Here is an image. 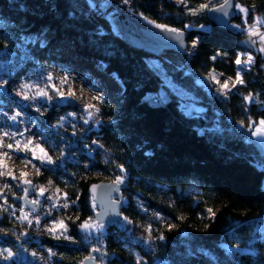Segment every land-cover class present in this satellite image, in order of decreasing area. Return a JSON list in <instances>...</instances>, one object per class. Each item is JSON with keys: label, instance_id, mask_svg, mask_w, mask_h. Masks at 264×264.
Wrapping results in <instances>:
<instances>
[{"label": "trees", "instance_id": "16d2710c", "mask_svg": "<svg viewBox=\"0 0 264 264\" xmlns=\"http://www.w3.org/2000/svg\"><path fill=\"white\" fill-rule=\"evenodd\" d=\"M166 1L129 0L127 8L119 5L138 20L146 18L183 32L190 19L195 28L210 26L207 32H190L188 41L198 38V51L190 54V59L186 56L187 72L171 75L176 88L202 105L203 119L187 117L176 100L161 106L145 101L147 95L160 90L161 81L120 34L118 39L100 31L90 18L86 0H0V55L13 67L11 83L34 76L35 62L74 64L84 60L101 64V71L116 76L122 86L118 102L110 101L103 110L99 130H89L78 122L76 135L70 123L52 127L68 112L81 113L73 106L54 103L44 115L28 111L36 119L33 136L42 140L56 161L41 169L36 183L59 189L70 204L75 201L62 218L74 242L48 240L59 264L80 263L92 249L110 257L103 259L106 264H264V233L258 231L259 227L264 230V158L228 123V118L233 124L243 121L251 133L247 123L264 118L263 61L259 57L255 72L254 67L242 72L245 83L225 99L217 91L208 96L196 84L211 73L236 77V56L248 52L233 41L246 37L244 30L255 17H264V0H235L250 9L255 6L245 14V20L234 16L232 25H240L235 32L211 25L208 11L189 14V8L198 9L209 0H186L187 7L183 3L181 10ZM216 2L224 0H213V6ZM42 30L51 35L44 47L26 43ZM60 43L71 48L69 58H53L52 52ZM218 52L221 55L213 60ZM249 94L254 103L244 100ZM9 105L0 92V109L9 111ZM205 118L217 119L219 128H207ZM85 145L94 149L92 156L85 154ZM60 149H64L63 156ZM118 165L127 169L123 198L128 203L121 211V220L127 217L144 229L151 225L152 242L148 245L132 241L117 223L107 225L98 236H88L79 228L89 218L95 220L89 186L112 182L121 175ZM141 203L146 211L138 206ZM208 208L215 218H209ZM155 213L162 220L155 219ZM169 224L174 225L171 230ZM0 227L9 235L17 232L7 217L0 221ZM161 235L164 239L158 238ZM237 246L238 252L231 251Z\"/></svg>", "mask_w": 264, "mask_h": 264}, {"label": "rangeland", "instance_id": "374dc122", "mask_svg": "<svg viewBox=\"0 0 264 264\" xmlns=\"http://www.w3.org/2000/svg\"><path fill=\"white\" fill-rule=\"evenodd\" d=\"M89 8H90V18L91 20L98 26L102 33H110L116 38L120 39L119 32L117 30V26L113 23L115 14L111 10L109 4L106 0H86ZM235 1V0H234ZM119 4L125 8H127V4L123 3V0H118ZM236 3V1H235ZM236 13H238L243 20H245L246 15L245 13L240 12L238 9L235 8ZM243 15V16H242ZM259 19L264 21L263 16L255 17V20ZM141 23H143L146 27H153L154 23H149V21L139 17ZM188 25L190 27L185 28L186 32H207L210 29V26H205L203 29L200 27L195 28L191 22V19L188 21ZM250 25L246 26L247 29ZM258 31L260 33H264V24H258ZM159 29V28H156ZM246 37L248 36L247 32L244 30ZM51 39V35L42 30L38 34L30 36L26 43H30L32 45L38 44L40 47H44L48 41ZM253 41H255V45L257 46L258 50L261 47H264V44H261L259 41L258 36L252 37ZM197 40V45L193 49L192 48V41ZM191 42L188 41L187 50L193 56L198 51L199 41L198 38L193 39ZM189 49L191 51H189ZM52 52V51H51ZM139 56L143 59L146 66L149 70H151L161 81V88L156 94L147 95L145 97V101H147L151 105H165L171 100H176L179 103V109L185 115V108L190 106L192 109V116L196 119H203L205 110L202 105L196 101L192 96L189 94L181 91L180 89L176 88L171 80V75L177 73L179 71L187 72L186 68V61L187 57L181 54H177L174 52H164L158 56L145 54L142 52L137 51ZM246 53V52H243ZM260 59L263 61L264 65V53L260 52ZM249 54V53H247ZM20 55V54H19ZM72 55V50L68 45L65 43H60L57 45L56 49L52 52L53 58L59 59L64 57H70ZM252 55V54H251ZM253 56V55H252ZM254 57V56H253ZM243 59H247V56H243ZM255 60V58H254ZM5 60V57L0 55V82L7 81L3 89H0V92L5 95V97L9 100V111L8 110H1L0 109V130L8 131V132H16L17 129L23 131L25 127H27L30 131L25 132V137L31 138L34 142H39L42 144V140L37 139L33 136L32 130L33 126L36 124V119L31 115L30 112H37L35 108L39 105L32 102V101H25L21 99L20 96L16 94L17 89L20 87L22 83H32V84H39L41 87L47 84L46 77L48 74H51L53 77L52 83L56 84L57 87H61L60 81L65 77L68 76V82L64 84L62 87L67 91L70 87L76 93V96L80 99L74 100L70 104H62V105H69L76 107L80 110V114L83 113V106L84 104H95L97 108H99V112L97 113L96 119L101 120L103 115V110L108 105L110 101L118 102L119 97L122 94V86L116 76L112 74H105L101 71L103 66L101 64H92L86 63L84 60H76L74 64H65L64 62H55L49 61L47 63L41 64L35 62L36 66V74L34 76L26 77L19 80L17 83H11L10 78L13 75V67L11 64ZM254 65V64H253ZM253 65L250 68L244 69L243 72L252 71ZM263 74H264V67ZM215 75L221 83L228 78L221 77L216 73H211L208 78H199L196 82L198 86H200L205 92H207L208 96L213 97L219 85H217L214 81H212L211 76ZM232 79V81H234ZM231 86V81H230ZM241 85H238V87ZM237 87V88H238ZM236 88V89H237ZM236 89H233L232 92L228 95H232L236 92ZM35 89H31L29 94H34ZM100 95L103 97V100L97 101L94 100V97ZM228 96H220L221 99H225ZM255 99L253 98L252 101L248 104L254 103ZM31 105V106H29ZM17 111L23 113L20 120L23 122H13L9 119L10 116L14 115ZM206 119V118H205ZM83 123L82 120L77 119L75 123ZM207 128L217 129L219 128L217 119L207 120ZM71 124V123H70ZM84 127H89L88 125H83ZM101 126V122L91 128L94 130H99ZM25 137H15L14 139H19L23 143ZM255 142H257L262 149L264 150V143H261L257 138L252 137ZM14 139L12 137H2L0 142L4 145L9 143H13V149H8L6 146L4 148H0V160L3 161L6 167H0V171H11L12 175L15 179H12L9 176L0 177V221H2L5 217L11 221L12 226L19 231L14 229L13 231L16 234L9 235L6 233L3 228L0 227V250L3 249H10L13 253H15V257L12 260L5 261L0 259V264H59L56 255L50 256L49 250L55 253L54 250L49 246L48 240L53 241V243H58L62 241H66L64 239H55L52 234H49L45 229L48 227L53 226V221L62 220L64 214L70 212L72 208V204L69 203L68 208H57L52 209L51 215H46L49 211L50 204L53 202H57L59 204H63L64 194L58 192L54 188L46 187L42 184L36 183V178L40 174L37 173V167L40 168H48L52 165L41 166L39 160L33 161V164L36 167H33V164L25 165L24 159L27 155L28 159H31V153L25 152H16ZM32 147V146H30ZM4 152H8L12 158L9 159L3 156ZM84 152L88 156H92L94 153V149H91L90 146L84 147ZM37 154L39 155V150L37 149ZM264 170V165L261 167ZM21 172H25L27 175L24 179H28L32 181L33 190L39 194V189L44 188L46 189L45 194L43 197H40L41 203L38 205L39 213L41 217V226L35 225V214L32 211L25 210V212L29 213V219L33 221L31 225L28 224L27 221L20 219L23 215L20 211L22 208L21 204H19L18 200L22 195V192L25 188V185L22 184V178L20 176ZM9 185V187H5V185ZM264 188V182H263ZM19 195V196H18ZM48 196H53V201H49L47 199ZM59 196L60 200L55 201V197ZM37 197L32 196L31 201L36 199ZM5 200L7 204H5ZM18 202V205L16 203ZM123 204L127 206L128 200H122ZM140 207V205L138 204ZM141 208V207H140ZM95 221V220H94ZM124 230L126 231L127 236L133 241L138 243H144L148 245L152 242V238L148 231H146L143 227H139L128 223L125 220H121L117 222ZM106 224H103L102 232H85L88 236H98L99 234L104 233L106 230ZM258 231L260 233H264L263 227H259ZM32 253H36L35 256ZM100 263L106 264L105 260H99Z\"/></svg>", "mask_w": 264, "mask_h": 264}, {"label": "snow or ice", "instance_id": "6c2138e0", "mask_svg": "<svg viewBox=\"0 0 264 264\" xmlns=\"http://www.w3.org/2000/svg\"><path fill=\"white\" fill-rule=\"evenodd\" d=\"M129 2V0H123V3L127 4ZM181 3H184L185 6L187 7L186 4V0H180ZM229 7H235L236 9H238L240 12L245 13L246 15L248 13H250V11H252L254 9L255 6H253V9H250L248 7H245L239 3H235L234 0H224L223 3H215V6H213V0H209L208 3H203L200 4L198 9H191L189 8V14L191 15H198L202 12L208 11V12H219L221 13L223 16H229L230 13L227 11V9ZM146 19V18H145ZM149 23H154V26L156 28H159L162 32H166L171 34L170 38L174 41L179 42V45L183 48L184 46V40L182 39L184 33L182 29H176V28H171L168 27L166 25H162V24H155V22L149 21ZM258 24H264V21H261L259 19L254 20L253 24L250 25L247 29H245V31L247 32L249 37H253V36H258L259 37V41L261 44H264V33H260L258 31ZM190 27V25H184V28H188ZM205 26L204 25H200V28L203 29ZM233 27L236 28H240V25H233ZM252 43H255V41H252ZM197 45V40H193L192 41V48L194 49ZM189 51H191L189 49ZM260 52L264 53V47H261L259 49ZM221 53H217L216 56L212 57L213 60H215L218 56H220ZM226 55V54H225ZM247 56V59H243V56ZM234 63L237 65V72H236V77L235 80L232 81L231 78H229L228 80H225L223 83L220 82V80L215 76L212 75L211 79L212 81H214L217 85H219V87L217 88V92L221 95V96H228L233 89H236L238 87V85H243L245 83V81L243 80L242 77V72L244 69L250 68L254 63V57L251 54H247V53H240L237 54L236 59L234 61ZM261 67H264V65H261ZM69 77L65 76L61 81V87H57L56 84L52 83L53 77L51 74H48V76L46 77L47 80V84L43 87H41L39 84H32V83H22L20 85V87L17 89L16 94L18 96L21 97V99L25 100V101H32L36 104H38L39 106L35 108V111L39 112L40 115H44L46 111H48V109L54 104V103H59V104H70L71 102H73L74 100L80 99L79 97L76 96V93L74 92V90L72 88H68L67 91L65 92V90L63 89V85L66 84L68 82ZM230 81H231V86H230ZM7 83V81H2L0 82V89H3L5 84ZM31 89H35L34 94H29ZM253 99L252 94H249L248 96L244 97V100L246 102H251ZM94 100L100 101L103 100V97L100 95H97L94 97ZM31 106V105H29ZM99 112V108L96 107L95 104H84L83 106V113L82 114H77L76 112H68L63 116H60L57 123L52 125V127H62L65 124L71 123L72 128H73V135H76V129H77V125L75 123V121L77 119L82 120L84 125H88L89 126V130L91 127L97 125L100 123L99 120L96 119L97 113ZM23 113L20 111H17L14 115L10 116L9 119H11L13 122H23L22 120H20V118L22 117ZM241 127H244V122L241 121L240 122ZM247 127L249 129H252L251 131V136L254 138H257V140H259L261 143H264V118L260 119L258 122L253 123L252 121H249L247 123ZM30 131L27 127H25V129L23 131L17 129L16 132H8V131H2L0 130V139H2V137H12L13 139L17 136L19 137H25V132ZM93 144H98L97 140H93L92 141ZM14 144H15V149L14 151L16 152H25V153H31V159L27 158V155H25V157H22V159H24L25 165L27 166V164H33V161L35 160H39L41 166H47V165H54L56 164V161L53 160L52 156L49 155L48 151H46V149L44 147L41 146V143L39 142H34L33 139L25 137L23 143L21 142V140L19 139H14ZM7 147L8 149H13V143H9L7 145H4L2 142H0V148H4ZM32 146V147H30ZM101 147H103V145H100ZM85 147H87V145H85ZM37 149L39 150V155L37 154ZM64 154V149H60V156H63ZM4 157H7L9 159L12 158V156L8 153V152H4L3 153ZM57 159H59V157H57ZM0 167H6V165H4L3 161L0 160ZM33 167H36L35 164H33ZM89 165L85 164V168H88ZM119 167V171L121 173V175H117L115 177V179L111 182V185L114 189L118 190L119 185H122L124 183V173H126L127 169L125 168L124 165H118ZM40 172V168L37 167V173L39 174ZM26 173L25 172H21L20 176L22 178V184L26 185L28 187L24 188V192H25V197H20V199H26L27 194L29 192V188L34 187L32 185V181L28 180V179H24V177H26ZM3 176H9L12 179H15V177L12 175L11 171H0V177ZM49 183L51 184V181H49ZM5 187H9V185H5ZM101 187V185H92L91 186V191L93 192V196H92V207L93 209L96 208V200L97 197L95 195V193L97 192V190ZM46 189L44 188H40L39 189V195L37 196L36 199L32 200L30 203L33 205H39L41 203L40 201V197H43L45 194ZM57 193L59 192V189H56ZM47 199L49 201H53V196H48ZM60 197L56 196L55 197V201H59ZM64 200L65 202L63 204H59L57 202H53L50 204L49 207V211L46 213V215H51L52 209H57V208H68L69 207V203L67 202V195L65 194L64 196ZM72 204H75V201L71 202ZM116 204H119L120 201H115ZM5 204H7V201L5 200ZM141 209L146 211V209H144L143 204L141 203L140 205ZM21 213L23 214L20 219L25 220L28 222L29 225H31L33 223V221L31 219H29V213L25 212L24 208L20 209ZM32 212H35V209L31 210ZM209 214V218H215V213L213 212V210L211 208H208L206 210ZM155 219L157 220H162V216L159 213H155L154 214ZM181 219L183 217H180ZM124 220L127 221L128 223H130L131 221H128L127 217H124ZM35 225L36 226H41V217L39 215V213L35 214ZM172 227H174V225L169 224L168 225V229L171 230ZM79 228L81 231H85L88 233L91 232H102L103 230V221L102 220H96L93 221L91 218H89V220H86L84 222H82L79 225ZM49 234H52L53 237L55 239H64L66 241L69 242H74V238L72 236H70L68 234V226L67 224L64 222V220H59V221H53V226L48 227L45 229ZM148 232H151V225H148V227L145 229ZM159 239H164V236L161 235L158 237ZM239 247L237 246L234 249H231V251H239ZM93 251H99V249H93ZM15 253H13L10 249H3L0 250V259H3L5 261L8 260H12L15 257ZM33 256L36 255V253H32ZM49 255L53 256L56 255L55 253L51 252V250H49ZM86 259H93V257L89 256L86 257ZM80 264H83V261L80 262ZM139 264V262H138Z\"/></svg>", "mask_w": 264, "mask_h": 264}, {"label": "water", "instance_id": "95a60500", "mask_svg": "<svg viewBox=\"0 0 264 264\" xmlns=\"http://www.w3.org/2000/svg\"><path fill=\"white\" fill-rule=\"evenodd\" d=\"M110 8L116 13V17L113 23L117 26V30L122 37L124 43L135 51H139L145 54L158 56L164 52H174L187 56L190 59V53L187 50L188 39L191 35L190 32H183L184 35L182 39L184 40L183 48L179 45V42L174 41L170 38L171 34L162 32L160 29L153 27L143 26L135 15H131L127 12L122 11L118 0H106ZM235 2V1H234ZM227 11L230 13L229 16H223L219 12H208L207 19L209 23L225 32H235L236 28L232 25V20L235 14V7H229ZM252 37H245L242 40L233 41L234 45L247 51L248 53L254 55V72L259 68V57L260 53L255 45L252 43ZM220 95V94H219ZM221 96V95H220ZM185 113L187 117H192V109L190 106L185 108ZM228 123L233 125L235 130L243 135L248 142H250L254 148L259 152V154L264 158V150L262 147L253 140L251 133L241 124H233L231 118H228ZM96 185H101V187L95 193L96 208L94 209V219L102 220L103 224L110 225L113 223L120 222L122 219L121 211L125 207L123 204V191L126 188V184L117 186L118 190L114 189L111 182H97ZM91 184L88 188V194L92 198L94 195L91 191ZM25 187H28L25 185ZM25 192L23 190L21 197H25ZM39 194L33 190V187L29 188L26 199L18 200L24 210L31 211L35 209L34 213L39 210L38 205L31 204V197H37ZM120 201L116 204L115 201ZM93 257V259H86V257ZM82 261L83 264H102L98 260L109 259L110 257L103 253L102 251L89 252ZM80 264V263H77Z\"/></svg>", "mask_w": 264, "mask_h": 264}, {"label": "built area", "instance_id": "2783aa9c", "mask_svg": "<svg viewBox=\"0 0 264 264\" xmlns=\"http://www.w3.org/2000/svg\"><path fill=\"white\" fill-rule=\"evenodd\" d=\"M166 3L176 10H181L183 8V3H181L180 0H167Z\"/></svg>", "mask_w": 264, "mask_h": 264}]
</instances>
